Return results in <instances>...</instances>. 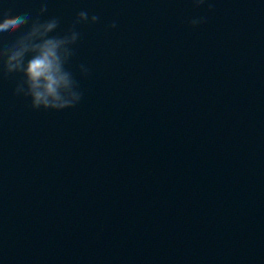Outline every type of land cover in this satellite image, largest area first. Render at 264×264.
<instances>
[{"label": "water", "instance_id": "water-1", "mask_svg": "<svg viewBox=\"0 0 264 264\" xmlns=\"http://www.w3.org/2000/svg\"><path fill=\"white\" fill-rule=\"evenodd\" d=\"M209 2L47 0L58 34L100 22L78 26L75 107L0 75V264H264V0Z\"/></svg>", "mask_w": 264, "mask_h": 264}, {"label": "clouds", "instance_id": "clouds-1", "mask_svg": "<svg viewBox=\"0 0 264 264\" xmlns=\"http://www.w3.org/2000/svg\"><path fill=\"white\" fill-rule=\"evenodd\" d=\"M192 3L196 8L208 3V11H213L209 0ZM47 11V0H42L35 18L28 12L13 15L9 10L0 14V75L21 77L13 95L29 99L33 110L63 111L75 107L82 99L78 81L67 67L81 38L78 26L96 25L100 16L81 10L72 26L58 34L61 23L58 17L41 20ZM205 22L206 17H196L190 25L196 28ZM117 26L116 21L109 25L111 29ZM9 37L15 39L5 43ZM79 72L87 77L90 69L80 64Z\"/></svg>", "mask_w": 264, "mask_h": 264}]
</instances>
